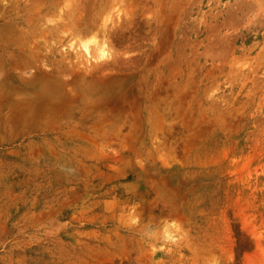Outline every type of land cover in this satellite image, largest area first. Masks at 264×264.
Here are the masks:
<instances>
[{
	"label": "rangeland",
	"instance_id": "1",
	"mask_svg": "<svg viewBox=\"0 0 264 264\" xmlns=\"http://www.w3.org/2000/svg\"><path fill=\"white\" fill-rule=\"evenodd\" d=\"M217 261L264 264V0H0V264Z\"/></svg>",
	"mask_w": 264,
	"mask_h": 264
},
{
	"label": "bare ground",
	"instance_id": "2",
	"mask_svg": "<svg viewBox=\"0 0 264 264\" xmlns=\"http://www.w3.org/2000/svg\"><path fill=\"white\" fill-rule=\"evenodd\" d=\"M83 48L85 53L89 54L91 57L94 58V60H103L107 58L110 54L109 48L106 45V43H102L99 47H95V52L91 54V52L88 49V44L84 43ZM24 60V61H29L30 60V55L28 54H19V61ZM40 78L36 76V74L32 75L29 77L27 83L25 84L28 86H32V83L34 81H38ZM62 82L59 79H55L53 81H44L41 83L40 87L37 89L38 94L36 97V101H41L42 103H46L49 99L53 98L55 94L58 93V91L61 90L62 88ZM28 89H26L27 91Z\"/></svg>",
	"mask_w": 264,
	"mask_h": 264
},
{
	"label": "clouds",
	"instance_id": "3",
	"mask_svg": "<svg viewBox=\"0 0 264 264\" xmlns=\"http://www.w3.org/2000/svg\"><path fill=\"white\" fill-rule=\"evenodd\" d=\"M138 221V218L133 216L131 218V223H136ZM181 226L177 221H166L164 224V227L161 232L162 238L167 242L175 243L178 239L176 236V233L180 232ZM147 235L150 237H154L157 235V232L155 230L147 232ZM153 251H156L155 247L153 248ZM218 264V261H217Z\"/></svg>",
	"mask_w": 264,
	"mask_h": 264
}]
</instances>
